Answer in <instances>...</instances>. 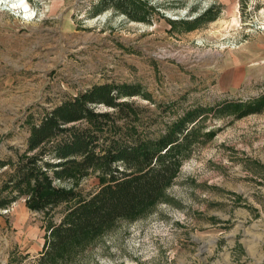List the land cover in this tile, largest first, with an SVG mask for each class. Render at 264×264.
Masks as SVG:
<instances>
[{
  "label": "rangeland",
  "instance_id": "rangeland-1",
  "mask_svg": "<svg viewBox=\"0 0 264 264\" xmlns=\"http://www.w3.org/2000/svg\"><path fill=\"white\" fill-rule=\"evenodd\" d=\"M100 1L26 0L21 17L0 12V160H15L33 122L94 84L141 86L149 100H130L157 130L206 109L163 198L60 264H264V111L209 110L264 96V0H142L145 22L95 12ZM10 170L0 169V189ZM104 179L93 169L55 184L87 195ZM47 230L24 196L1 208L0 264H35Z\"/></svg>",
  "mask_w": 264,
  "mask_h": 264
},
{
  "label": "trees",
  "instance_id": "trees-1",
  "mask_svg": "<svg viewBox=\"0 0 264 264\" xmlns=\"http://www.w3.org/2000/svg\"><path fill=\"white\" fill-rule=\"evenodd\" d=\"M106 7L132 21H146L142 0H101L94 10ZM135 96L149 100L138 84L91 85L33 122L25 148L15 160H0V169L11 168L0 189V209L24 196L27 209L41 212L48 222L35 264H60L116 220L149 211L177 177L184 153L198 139L194 126L206 108L195 107L157 130L152 127L155 119L130 100ZM209 110L216 116L259 113L264 111V96L248 102L225 101ZM93 169L105 179L90 194L55 184ZM58 206L64 208L62 216L53 222Z\"/></svg>",
  "mask_w": 264,
  "mask_h": 264
},
{
  "label": "clouds",
  "instance_id": "clouds-1",
  "mask_svg": "<svg viewBox=\"0 0 264 264\" xmlns=\"http://www.w3.org/2000/svg\"><path fill=\"white\" fill-rule=\"evenodd\" d=\"M27 13L28 7L26 5V0H0V12H8L13 16L21 17V11ZM31 15H35V12H32ZM25 22H30L27 15L23 16Z\"/></svg>",
  "mask_w": 264,
  "mask_h": 264
}]
</instances>
